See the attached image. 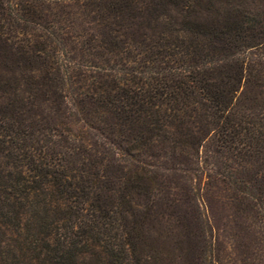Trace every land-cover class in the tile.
Here are the masks:
<instances>
[{
  "label": "trees",
  "instance_id": "16d2710c",
  "mask_svg": "<svg viewBox=\"0 0 264 264\" xmlns=\"http://www.w3.org/2000/svg\"><path fill=\"white\" fill-rule=\"evenodd\" d=\"M262 147L264 0L0 8V264L234 263L192 188L262 224Z\"/></svg>",
  "mask_w": 264,
  "mask_h": 264
},
{
  "label": "rangeland",
  "instance_id": "374dc122",
  "mask_svg": "<svg viewBox=\"0 0 264 264\" xmlns=\"http://www.w3.org/2000/svg\"><path fill=\"white\" fill-rule=\"evenodd\" d=\"M20 1L24 2L25 0H0V8H5L7 6L14 7L15 4ZM50 4L51 2L44 1L41 7L45 10ZM258 154L259 161H261V172L264 174V147L259 148ZM210 155L209 153L208 156ZM242 166L243 164L239 161H229L227 163L226 178L229 180V185L233 190L238 185H241L242 180H244ZM203 167V171H200L198 174L197 182H194V185L192 184V202L196 200V203L203 212H206L209 217L213 216L215 228L217 230V242L222 245V247L228 248V243L231 242L237 247L239 253L240 251L244 252V256L242 257H233V259L235 258L234 263L225 258L222 264H264V222H262V224L254 223L248 226V228L239 226L237 222L240 223V221L233 215L232 207L224 203V193L220 188L221 184L216 181L220 180V176L212 171V176L207 177L204 171L207 170L206 165ZM183 174L184 177H181L180 180H185V174L189 173ZM189 175L190 177L192 176L191 174ZM190 180H193V178ZM236 198L240 200L242 198V192L237 191ZM258 231H260V233ZM259 238L261 240L260 243L257 240ZM241 258H244V260H241Z\"/></svg>",
  "mask_w": 264,
  "mask_h": 264
}]
</instances>
